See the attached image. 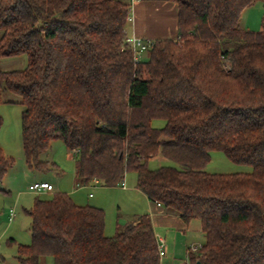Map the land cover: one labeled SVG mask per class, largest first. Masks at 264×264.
Here are the masks:
<instances>
[{
  "label": "trees",
  "instance_id": "1",
  "mask_svg": "<svg viewBox=\"0 0 264 264\" xmlns=\"http://www.w3.org/2000/svg\"><path fill=\"white\" fill-rule=\"evenodd\" d=\"M168 1L177 37L150 41L136 61L126 1L0 0V57L27 58L0 70V103L7 91L23 106L31 171L54 167L41 155L60 139L78 184L117 186L134 172L150 201L199 219L205 239L192 264H264V13L253 31L239 21L255 0ZM212 151L252 170L208 172ZM157 155L179 166L150 169ZM13 163L0 148V182ZM25 212L31 241L18 245L19 264H161L148 214L106 236L103 209L65 192Z\"/></svg>",
  "mask_w": 264,
  "mask_h": 264
},
{
  "label": "rangeland",
  "instance_id": "2",
  "mask_svg": "<svg viewBox=\"0 0 264 264\" xmlns=\"http://www.w3.org/2000/svg\"><path fill=\"white\" fill-rule=\"evenodd\" d=\"M264 13V0H255L251 5L245 7L241 13L240 25L244 28L259 31L261 29V18ZM1 33V32H0ZM143 59L147 54L143 53ZM27 64L25 55L17 57H0V70L22 69ZM228 67V66H226ZM23 106L19 103V98L7 91L2 92V102L0 103V116L2 125L0 127V148L4 153L13 158L14 163L8 169L0 182V264H19L16 259L17 248L19 244H29L31 241L30 234V217L25 212L29 209L36 197L49 199L53 193L68 189H73V171L75 157L70 151H67L64 143L60 139L53 140L49 148L41 155L42 160L54 162V167L45 172L31 171L25 164L22 140H21V112ZM154 127H162L163 119H154ZM163 165L178 167L174 161L161 155L152 157L148 161V167L155 169ZM205 170L212 173H236L250 172L252 167L246 164H238L230 161L222 152L212 151L210 160L205 166ZM49 181L54 186L53 191L35 193L28 190V186L34 182ZM127 187L136 186V175L134 172H128L123 181ZM46 181V182H47ZM48 182V183H49ZM120 185V184H119ZM85 193L98 194L96 189L86 188ZM129 191H122L118 188L107 189L106 196L102 197L105 208L104 211L105 233L110 228H114L116 214H119V224L125 225L128 216L133 211H140L135 215L148 214L145 201L140 204ZM83 193V190L81 191ZM118 206V208H117ZM143 209L144 211H141ZM14 211V218L8 221L9 212ZM125 223V224H124ZM121 226V227H122ZM115 232L109 233L113 235ZM108 235V234H106ZM172 257L171 252H167L161 257V261ZM171 264H192L189 258L184 254L175 255V260L169 261ZM39 264H53L51 256L40 258Z\"/></svg>",
  "mask_w": 264,
  "mask_h": 264
},
{
  "label": "crops",
  "instance_id": "3",
  "mask_svg": "<svg viewBox=\"0 0 264 264\" xmlns=\"http://www.w3.org/2000/svg\"><path fill=\"white\" fill-rule=\"evenodd\" d=\"M123 1H126L130 4L129 18L125 27L126 39L135 36L148 41H152L155 39H175L177 37V8L174 2L168 0ZM71 154L75 157V154L73 152H71ZM126 175L127 173L125 174V176ZM73 184V189H68L66 193L69 194L72 200L79 205H93L105 208L103 205L102 197H99L98 199V195L101 194L102 196H106L107 193H105V191L113 187L118 188L122 191H129L128 195H132L142 205V202L145 201L154 235L156 239L163 240V256H165L167 252L172 253V257H169L167 260L164 259L165 263H163L160 258L161 264H171L169 261L175 260V255H177L178 253L184 254L186 258H189V252H195L204 242L205 238L201 229V223L199 219L193 218L187 223L183 222L179 215L165 209L161 205L150 201L148 197L135 186L127 187L125 184V180L123 181V185L120 184L117 186H105L102 185L99 181H91L89 184L81 185L77 182L74 164ZM86 188H89L90 190L96 189V191H99V193L96 195L91 192L85 193L84 190ZM82 190L83 193H81ZM141 211L144 210L141 209ZM137 213L141 212L133 211L132 213H129L131 214V216H128V220L126 222L132 221L137 216L135 215ZM13 218L11 220L10 218H8V221L11 222ZM118 220L119 214L117 213L114 228H111L110 224V228L107 230L108 232L105 233L106 228L104 219V234H108L106 236H110L109 233L115 232L122 226L119 224Z\"/></svg>",
  "mask_w": 264,
  "mask_h": 264
},
{
  "label": "built area",
  "instance_id": "4",
  "mask_svg": "<svg viewBox=\"0 0 264 264\" xmlns=\"http://www.w3.org/2000/svg\"><path fill=\"white\" fill-rule=\"evenodd\" d=\"M127 42L133 52V58L134 60L138 61L142 54L144 53V51L147 50V48L151 45V42L148 40H145L143 38L140 37H135L132 36L130 38L127 39ZM93 182H97V179H93ZM121 185H123V181L122 183H120ZM28 190L35 192V193H41V192H47V191H52L53 190V186L46 182V181H39V182H34L32 184H30L28 186ZM158 205H160L159 203H157ZM14 216V211L11 210L9 212V218L10 220L13 218ZM157 245H158V251H159V255L163 256L164 255V250H163V240L162 239H157Z\"/></svg>",
  "mask_w": 264,
  "mask_h": 264
},
{
  "label": "water",
  "instance_id": "5",
  "mask_svg": "<svg viewBox=\"0 0 264 264\" xmlns=\"http://www.w3.org/2000/svg\"><path fill=\"white\" fill-rule=\"evenodd\" d=\"M195 264H200V261H199V260H197V261L195 262Z\"/></svg>",
  "mask_w": 264,
  "mask_h": 264
}]
</instances>
